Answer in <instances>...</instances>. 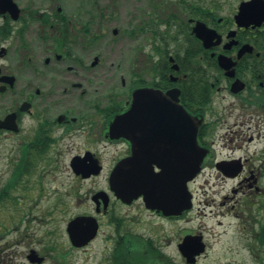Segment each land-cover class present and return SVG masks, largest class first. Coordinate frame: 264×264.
Returning a JSON list of instances; mask_svg holds the SVG:
<instances>
[{"label": "flooded vegetation", "instance_id": "1", "mask_svg": "<svg viewBox=\"0 0 264 264\" xmlns=\"http://www.w3.org/2000/svg\"><path fill=\"white\" fill-rule=\"evenodd\" d=\"M148 1L140 0L137 24L134 20L128 29H119L112 2L12 0L17 16L0 12V124L9 118L7 126L0 128V139H13L18 150L64 144L74 151L69 167L72 162L81 165L80 173L71 170L73 178L79 185H93L84 193L88 209L74 217H88L94 234L84 247L69 243L62 264L72 251L88 248L90 264H198L210 260L213 244L225 233L210 230V242L201 230L175 229L178 221L193 213L194 199L188 210L171 215L147 208L142 197L130 202L117 198L110 189V176L132 150L131 143L111 133L110 127L129 111L136 90L178 91L183 108L202 119L197 135L199 146L207 151L202 172L214 161L209 141L212 124L206 118L216 106L217 94L231 97L236 149L248 151L250 145L260 143L254 161L261 162L251 163L249 155L213 162L215 169L217 162H234L232 169L216 170L223 178L238 181L233 197L240 193L220 214L232 222L229 233L245 243L240 250L247 252L246 257L264 262L258 237L264 223V187L259 184L264 179V22L255 28L237 27L238 7L248 0H238L226 16L220 15L221 0ZM167 12L172 20L162 16ZM196 22L213 30L219 42L213 39L205 48L192 34ZM243 46L249 50L238 57ZM103 49L108 61L99 53ZM219 55L229 58L233 66L221 68ZM155 146V136H148L143 160L157 157ZM189 241L204 249L191 261L180 249ZM234 251L228 249L230 254L217 264H246L236 263ZM218 259H212V264Z\"/></svg>", "mask_w": 264, "mask_h": 264}, {"label": "rangeland", "instance_id": "2", "mask_svg": "<svg viewBox=\"0 0 264 264\" xmlns=\"http://www.w3.org/2000/svg\"><path fill=\"white\" fill-rule=\"evenodd\" d=\"M111 2L116 8L114 16L119 29H128L134 20L133 23L137 24L140 0H100L102 5H110ZM220 2V15L226 16L237 6L238 0ZM70 4L73 5V2ZM144 9L147 10L146 5ZM103 51L104 49L99 53L108 61L106 52ZM217 96L216 106L206 118V121L212 124L209 141L212 143L214 161L249 155L252 157L251 163L259 165L261 161H254V153L260 151V143L250 145L248 151L244 148L236 149L238 140L234 136L237 128L232 112L233 99L227 96L223 98L221 94ZM13 143V139L4 136L0 139V189L13 173L17 163L26 159L29 165L26 166V175L21 177L22 182L20 181L18 188L12 192L17 198L16 204L11 201L0 204V264H30L26 255L31 249L45 258L42 264H62L61 256L70 248L65 234L66 224L78 213L88 209L84 193L91 190L93 185L90 182L79 185L80 182L73 178L69 158L74 151L67 149L64 144H51L44 155L37 157V149L30 150L24 146L18 150ZM213 162L188 185L195 208L187 219L177 222L175 229L191 232L201 230L210 242H213L210 236L207 237L210 230L225 233L213 244L210 260L202 259L198 264H212V259L217 258L219 259L215 263H222L226 259L225 255L230 254V248L237 252L234 256L236 263L264 264L246 257L247 252L240 250L245 243L229 233L232 227L228 225L232 222L220 213L240 198V193L232 196L238 181L223 178L213 167ZM261 168L263 170V167ZM259 184L264 187V179L259 181ZM73 195H80V198L71 197ZM224 197L229 198L225 201ZM165 230L169 231V234L173 233L172 229ZM169 237L172 238L171 235ZM65 258L66 264H90V248L81 252L72 251L71 255Z\"/></svg>", "mask_w": 264, "mask_h": 264}, {"label": "water", "instance_id": "3", "mask_svg": "<svg viewBox=\"0 0 264 264\" xmlns=\"http://www.w3.org/2000/svg\"><path fill=\"white\" fill-rule=\"evenodd\" d=\"M0 12H8L16 17L19 11L12 0H0ZM234 20L237 27L260 26L264 22V1L240 3ZM192 33L203 42L205 48L210 46L213 39L217 40L215 44L219 42L215 32L200 22H196ZM246 50H249L248 46H243L238 57ZM217 60L223 69L233 66V62L224 56L219 55ZM6 123L2 122L1 126H7ZM201 123L179 104L178 91L162 94L157 90H136L129 111L116 118L110 127L111 133L119 134L131 143L132 150L131 156L120 161L112 170L110 189L115 196L123 202L142 197L147 208L160 209L163 214L179 215L188 210L191 194L187 184L199 173L207 154L197 142ZM153 135L157 142L154 147L157 157L151 161L143 160V142L146 145L147 137ZM80 166L76 162L71 163L76 174L81 172ZM230 175L234 176V173ZM94 230L88 217H77L66 228L69 240L75 247L86 245ZM180 249L188 261L203 252L202 245L195 241L184 242ZM26 259L30 264H41L43 261L34 250L29 251Z\"/></svg>", "mask_w": 264, "mask_h": 264}, {"label": "trees", "instance_id": "4", "mask_svg": "<svg viewBox=\"0 0 264 264\" xmlns=\"http://www.w3.org/2000/svg\"><path fill=\"white\" fill-rule=\"evenodd\" d=\"M171 14V13H170ZM172 16H170L168 14V19L172 20ZM169 21V20H168ZM180 23V21H179ZM179 30L183 31L184 27L183 26H179ZM176 36H178L176 34ZM162 38V36H161ZM188 38L187 35L183 36V39L186 40ZM186 54L190 57L191 60L194 61V57H193V52L191 50L185 51ZM31 150H36V149H31ZM37 154L36 156L38 157L41 155H44V150H36ZM35 156V157H36ZM29 165V163L27 162L26 159H23V161L17 163L15 165V169L13 170V173L11 174V176L8 178V180L4 183V185L1 187L0 189V204H4L6 201H11L13 204H16L17 198L16 196H13V190L17 189L18 184L20 183L21 177L23 175H26L27 173V168L26 166ZM259 244L263 246L264 248V224L260 227L259 229Z\"/></svg>", "mask_w": 264, "mask_h": 264}]
</instances>
